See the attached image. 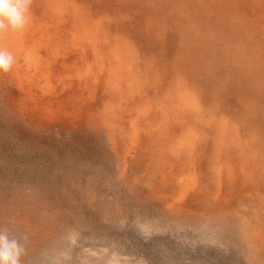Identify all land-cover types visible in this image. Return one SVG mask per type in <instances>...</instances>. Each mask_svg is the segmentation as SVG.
I'll return each instance as SVG.
<instances>
[{"label": "rangeland", "instance_id": "1", "mask_svg": "<svg viewBox=\"0 0 264 264\" xmlns=\"http://www.w3.org/2000/svg\"><path fill=\"white\" fill-rule=\"evenodd\" d=\"M99 21L130 74L110 87ZM60 28L73 48L49 54ZM0 48V226L27 234L23 264H264V0H31Z\"/></svg>", "mask_w": 264, "mask_h": 264}, {"label": "clouds", "instance_id": "2", "mask_svg": "<svg viewBox=\"0 0 264 264\" xmlns=\"http://www.w3.org/2000/svg\"><path fill=\"white\" fill-rule=\"evenodd\" d=\"M31 0H0V33L23 31L30 22ZM14 55L0 48V73L10 72ZM27 234L17 235L10 227L0 226V264H23L27 255Z\"/></svg>", "mask_w": 264, "mask_h": 264}, {"label": "bare ground", "instance_id": "3", "mask_svg": "<svg viewBox=\"0 0 264 264\" xmlns=\"http://www.w3.org/2000/svg\"><path fill=\"white\" fill-rule=\"evenodd\" d=\"M112 1V0H111ZM70 8V7H69ZM79 14H82V13H79ZM83 16H85L84 14H82ZM78 17V16H77ZM80 18H81V16H80ZM228 18H230L231 19V17H228ZM86 19V18H85ZM84 19V20H85ZM211 19V18H210ZM107 25L106 24H101V21H99V26H98V30H96V33L97 34H95V32L94 33H90L89 34V36L90 37H92V39H94V41L96 40V42H95V44H97V45H93V47H92V50L94 51V55H95V57H97L98 55H102L103 57H100L99 59H96V61L98 62V63H100L101 65H104L103 67H102V70H105L106 71V74H105V76L104 77H106L105 79H106V84H105V86H108V87H110V85H109V83L111 82L110 81V79H109V76H112V74H113V72H115V74H117V71L118 72H120V75L122 76V77H127L129 80H130V78H129V76H130V74L129 75H127V73L125 72V71H123V72H121V70H117V67H118V65H120L118 62H117V64L118 65H115L114 63H112L113 62V60L111 59V56H113L114 57V55H113V52H112V50H113V48H112V45H111V43H110V41L107 39V37H108V35H105L103 32H105V27H106ZM56 27V26H55ZM86 28H87V26H86ZM229 28H231V26H229ZM70 31V30H69ZM58 34H57V36L56 37H54L55 39H53V38H51V37H49L48 38V43L50 44L49 45V50L51 51L49 54H53V55H59L58 53H57V51H58V46H60V47H63V49H64V51H65V54H67V52L66 51H70V49L71 48H73V46H72V43H70V42H68L67 40H65L64 39V37H61V35H62V33H63V30L60 28L59 30H58ZM57 33V32H56ZM89 33V32H88ZM164 33H165V35H166V32L164 31ZM85 34H86V32H85ZM103 34V38H102V41L100 40V35H102ZM231 36H233V35H231ZM105 37V38H104ZM182 37H183V34L182 35H180L178 38H180L179 40H178V42H179V44H180V41H181V39H182ZM175 38H177V36L175 37ZM84 39V38H83ZM32 40V39H31ZM86 40V39H85ZM147 40V39H146ZM144 41V40H143ZM149 41V40H148ZM17 42V41H16ZM137 42H140V40H137ZM18 44V43H17ZM21 44V43H20ZM19 45V44H18ZM76 47V46H75ZM16 48V47H15ZM53 50V51H52ZM123 54H124V52H122ZM190 53V52H189ZM137 58V57H136ZM153 58H155V57H153ZM122 61H124V59H122V58H120ZM112 61V62H111ZM144 61H146V60H144ZM151 62H152V64H153V68H155L156 66H155V61H154V59H151ZM91 64L93 65H95V62H94V60H93V62H91ZM141 66V64H139V62L137 61L136 63H135V65L134 64H130V66H129V72L130 73H134L135 74V76L134 77H138L139 78V80H141V81H144L147 85H152V79H150L149 78V75H148V73H146V74H143V72H142V67H140ZM120 67V66H119ZM141 70V72L139 71V69ZM118 76V75H117ZM154 77H155V74L153 75ZM162 76V75H161ZM103 77V78H104ZM95 78V77H94ZM96 80H97V82H99V77H97V78H95ZM159 80L161 81L162 80V77H160L159 78ZM133 82V81H132ZM131 82V83H132ZM136 82V81H135ZM102 83V79L100 80V82H99V85ZM136 85V83L133 85V87H132V89H131V92H133V93H135V90L136 89H134V87H136L135 86ZM99 87V86H98ZM100 87H101V85H100ZM144 87H145V84H144ZM89 88V87H88ZM137 88V87H136ZM146 88V87H145ZM141 89V88H140ZM87 90H89V89H87ZM133 90V91H132ZM169 91L170 90H173L172 92H171V95H175L176 94V92L178 91V93H180V95H185V93H187L188 91H187V89L185 88L183 91H179L178 90V88H172V89H168ZM189 90V89H188ZM130 91V90H129ZM168 92V91H167ZM183 93V94H182ZM87 94V93H86ZM88 95V94H87ZM124 97H126V96H124ZM128 99V98H127ZM127 99H123L124 101H123V103L127 100ZM84 102V101H83ZM85 103V102H84ZM92 104V103H91ZM87 105V104H86ZM91 107V106H90ZM90 109V108H89ZM167 110H169L170 111V106H168V108H166ZM95 110V109H94ZM90 111V110H89ZM172 112V111H171ZM173 113V112H172ZM88 114V113H87ZM117 115V114H116ZM115 115V116H116ZM175 115L176 114H168L167 116H166V118H170V117H172V118H175ZM165 122H164V126L165 125H168V123H169V120H164ZM119 122V121H118ZM119 126V125H118ZM222 136H220V133L219 132H217V133H215L214 135H213V139H215V142L218 140V139H222L221 138ZM217 161L218 160H215V164H217ZM184 197V196H183Z\"/></svg>", "mask_w": 264, "mask_h": 264}]
</instances>
